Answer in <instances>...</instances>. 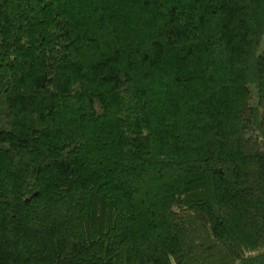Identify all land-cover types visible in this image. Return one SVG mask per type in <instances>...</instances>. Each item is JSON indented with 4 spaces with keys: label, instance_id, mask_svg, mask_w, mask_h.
<instances>
[{
    "label": "trees",
    "instance_id": "1",
    "mask_svg": "<svg viewBox=\"0 0 264 264\" xmlns=\"http://www.w3.org/2000/svg\"><path fill=\"white\" fill-rule=\"evenodd\" d=\"M0 264H264V0H0Z\"/></svg>",
    "mask_w": 264,
    "mask_h": 264
}]
</instances>
